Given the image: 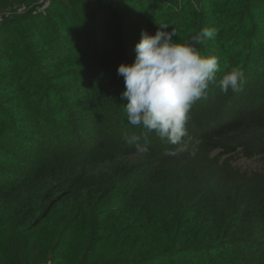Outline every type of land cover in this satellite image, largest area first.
Here are the masks:
<instances>
[{"label": "trees", "instance_id": "1", "mask_svg": "<svg viewBox=\"0 0 264 264\" xmlns=\"http://www.w3.org/2000/svg\"><path fill=\"white\" fill-rule=\"evenodd\" d=\"M45 11L0 23V264H63L65 245H77L74 264H264V0H53ZM160 25L178 43L215 28L195 46L220 71L182 143L151 133L138 153L123 138L140 129L117 70ZM232 69L243 81L224 94ZM237 153L260 169L237 167ZM62 212L73 224L37 259Z\"/></svg>", "mask_w": 264, "mask_h": 264}, {"label": "clouds", "instance_id": "2", "mask_svg": "<svg viewBox=\"0 0 264 264\" xmlns=\"http://www.w3.org/2000/svg\"><path fill=\"white\" fill-rule=\"evenodd\" d=\"M168 29V25H160L154 35L144 30L135 46L134 62L121 63L117 70L124 79L121 99L126 101L127 122L140 129L131 136L125 132L123 138L138 153L148 151L141 142L151 133L171 145H180L188 135L192 105L216 83L220 71L218 58L202 54L195 46L214 39L215 28H203L195 35V43L174 42L175 29ZM243 76L239 69L225 72L219 80L221 91H238Z\"/></svg>", "mask_w": 264, "mask_h": 264}, {"label": "rangeland", "instance_id": "3", "mask_svg": "<svg viewBox=\"0 0 264 264\" xmlns=\"http://www.w3.org/2000/svg\"><path fill=\"white\" fill-rule=\"evenodd\" d=\"M3 1L5 2L6 0H0V2H3ZM13 1H14L12 3L13 5H10L7 8L6 7L2 8V6L0 5V23H2L1 20L4 17H7L11 14L16 15L18 17V15H23L25 13H28L31 10H34V12L36 11L37 13L38 12L44 13L43 11L51 7V3L53 0H39V3L37 4L36 8H34V5L31 2H22L23 0H13ZM15 11H17V14H14ZM150 135H151L150 137H152V134ZM109 141L112 143V140H109ZM231 158H232L231 162H234V164L242 170L256 171L260 169V162L258 160L259 158L245 159V158H242V155L239 153L233 155ZM59 215L60 216L57 217L52 227V233L47 235L45 239L43 237H40V239L38 240V246H36L34 249L37 259L45 260L46 257L51 254L49 253L48 249H53L55 246V236L61 232H64L67 226H70L73 224L71 215L65 212H62ZM73 247L74 246H67V245L63 247V249L66 248V253H67L65 256V260L62 259L63 264H74L73 258H74V253L77 248V245H75L74 248ZM1 262L2 260H0V263ZM53 263L56 264L55 261H51L47 264H53ZM175 264H186V261L181 260L179 262H175Z\"/></svg>", "mask_w": 264, "mask_h": 264}]
</instances>
